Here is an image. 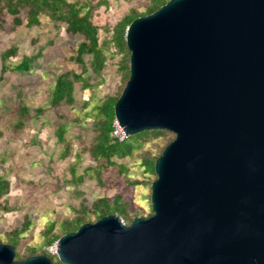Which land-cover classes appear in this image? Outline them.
<instances>
[{
    "label": "water",
    "instance_id": "obj_1",
    "mask_svg": "<svg viewBox=\"0 0 264 264\" xmlns=\"http://www.w3.org/2000/svg\"><path fill=\"white\" fill-rule=\"evenodd\" d=\"M126 136L175 138L155 162L153 214L112 213L58 241L63 264H264V0H169L126 32ZM0 264L16 260L0 244Z\"/></svg>",
    "mask_w": 264,
    "mask_h": 264
},
{
    "label": "rangeland",
    "instance_id": "obj_2",
    "mask_svg": "<svg viewBox=\"0 0 264 264\" xmlns=\"http://www.w3.org/2000/svg\"><path fill=\"white\" fill-rule=\"evenodd\" d=\"M107 1L109 5L93 11V22L100 28L99 44L107 56L100 75L93 72L89 54L84 55V65L74 59L84 38L69 33L66 24L54 23L44 14L40 23L31 27L15 26L10 15L0 22V75L2 54L17 48L16 55L6 61L9 68L0 79V179L9 184L0 199V244H10V238L27 227L18 235L20 245L16 248L23 259L33 249L34 255L50 254L55 263L58 254L51 251L58 249V244L47 243L49 225L54 222L53 233H59L61 223L83 209L87 211V223L96 222L94 205L103 199L111 204L116 199L126 203V215L115 213L126 224L153 214L151 191L157 175L146 170L144 157L157 155L175 138L173 133L148 138L130 156L111 157L110 164L96 160L92 154L104 122L101 107L124 88L125 63L130 69V52L118 50L110 42L113 27L132 9L144 13L151 2ZM25 57L34 58L31 69L16 70ZM64 73H70L72 79V73L84 74L91 87L76 82L74 102L54 107V84ZM61 125L65 126L62 139ZM118 128L115 119L110 136L122 141L126 136L116 135ZM99 169L101 182L96 175Z\"/></svg>",
    "mask_w": 264,
    "mask_h": 264
},
{
    "label": "trees",
    "instance_id": "obj_3",
    "mask_svg": "<svg viewBox=\"0 0 264 264\" xmlns=\"http://www.w3.org/2000/svg\"><path fill=\"white\" fill-rule=\"evenodd\" d=\"M94 0H87L86 2L77 1L70 2L69 0H0V22L4 20V17L10 15L13 17V23L15 26L25 24L28 27L37 25L40 23V16L44 14L48 16L54 23L66 24L67 31L72 34H80L84 40L79 44L77 48V55L74 58L80 64L84 63V55L89 54L91 56L90 65L93 72L96 75H100L105 66L107 56L104 53V49L99 44V26L93 22V11L100 8L103 5H109L107 0H98L93 3ZM169 0H151L147 10L144 13L137 12L136 9H132L122 20H120L113 27L112 39L114 47L118 50H126L129 53L126 44V32L130 24L137 18L154 13L165 5ZM107 43V42H105ZM17 53V48L12 47L6 50L2 54L3 67L0 79H3V75L9 66L6 61ZM34 58L25 57L15 69L20 71H28L31 69V63ZM124 65V64H123ZM126 78L124 81V88L130 77V69L128 63H125ZM73 79L70 77V73L61 74L55 84L52 93L51 105L58 106L62 103L72 104L74 102V86L76 82L83 81V87L89 88L91 84L89 79L84 78V74L72 73ZM121 93L115 97H109L101 107V113L104 115V122L100 128V135L97 137L98 142L95 144L92 154L96 160L103 162H111V157L117 156L124 158L130 156L134 149L142 146L146 139L151 137H163L170 133L165 130H148L137 133L135 135L127 136L124 140L120 141L118 138H111V132L113 131V122L115 121V104L120 98ZM27 110V109H26ZM65 134V126L61 125L59 128L60 139ZM174 138L168 141L164 148H162L157 155H147L144 157V165L147 171L155 173V162L162 155L166 146L173 141ZM97 179L101 182V170H97ZM9 184L6 181L0 179V199L8 192ZM126 203H121L119 199H116L114 204H111L109 200L103 199L94 205V213H98L97 220L100 218L112 214L119 213L122 217L125 214ZM153 213V212H152ZM87 211L85 209L78 212L76 217L71 220H66L61 223L59 233H53L55 223H51L46 230L47 243L52 244L58 241L63 235L76 231L82 224L86 223ZM133 221V220H132ZM131 221V222H132ZM129 222V224L131 223ZM125 223V222H124ZM126 224V223H125ZM128 225V224H127ZM27 231V227L23 228L22 232ZM17 233V232H16ZM14 234L13 238H10V244L18 248L20 241L18 235ZM53 233V234H52ZM30 256H34L35 251ZM51 257L50 254H46ZM28 256V257H30ZM26 257V258H28ZM25 258V259H26ZM16 260H24L20 256V253L16 251ZM55 264H63L58 259Z\"/></svg>",
    "mask_w": 264,
    "mask_h": 264
},
{
    "label": "built area",
    "instance_id": "obj_4",
    "mask_svg": "<svg viewBox=\"0 0 264 264\" xmlns=\"http://www.w3.org/2000/svg\"><path fill=\"white\" fill-rule=\"evenodd\" d=\"M119 124V123H118ZM119 130L116 132V135L118 136H126V134H124V129L119 125ZM127 137V136H126ZM124 222V220H122ZM57 253V248H53L52 251H51V254H56Z\"/></svg>",
    "mask_w": 264,
    "mask_h": 264
}]
</instances>
